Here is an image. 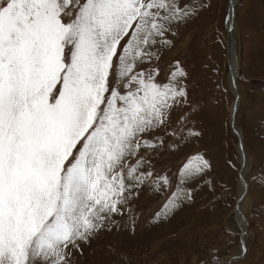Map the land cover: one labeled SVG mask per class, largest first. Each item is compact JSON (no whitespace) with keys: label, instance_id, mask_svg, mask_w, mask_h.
I'll return each instance as SVG.
<instances>
[{"label":"snow or ice","instance_id":"obj_1","mask_svg":"<svg viewBox=\"0 0 264 264\" xmlns=\"http://www.w3.org/2000/svg\"><path fill=\"white\" fill-rule=\"evenodd\" d=\"M213 2L0 0V264H87L101 249L99 264H138L132 243L140 226L167 222L195 202L197 189H208L213 209L218 193L234 212L242 206L251 190L243 145L224 161L236 173L229 184L215 180L206 150L175 170L157 168L165 142L144 138L169 124L176 107L198 110L184 62L161 61L190 43L184 29ZM235 16L233 9L220 22L229 34ZM212 31L223 44L220 24ZM190 121L181 116L170 134L187 127L198 140ZM183 141L185 134L170 151ZM145 192L150 203L140 207ZM238 219L247 226L249 217ZM247 253L241 230L238 240L199 243L176 264H241Z\"/></svg>","mask_w":264,"mask_h":264},{"label":"rangeland","instance_id":"obj_2","mask_svg":"<svg viewBox=\"0 0 264 264\" xmlns=\"http://www.w3.org/2000/svg\"><path fill=\"white\" fill-rule=\"evenodd\" d=\"M228 3L229 0H214L210 13L184 29L191 34L190 43L180 44L162 54V66L176 58L184 62L190 77L189 99L198 110L193 114L187 105L176 107L171 111L169 124L144 138H159L165 142L166 147L159 149V155L154 158L157 168L175 170L186 156L197 150H206L214 165L215 180L235 184L236 173L224 166L229 154L237 152V137L228 113L230 104L236 100L228 85L232 78L228 68L230 41L220 23L228 13ZM233 9L236 12V32L233 33L234 71L237 75L235 88L240 96L235 116L238 127L244 133L245 150L252 163L247 180L251 190L246 194L242 213L244 217H249L248 253L241 264H264V187L259 184L264 171V0H234ZM216 24H220L223 44L213 42L212 29ZM216 68L219 72L214 71ZM184 115H191L188 127L202 133L198 140L186 136L187 127L175 137L170 134L180 129V117ZM181 134H185V141L176 151H170L171 144L180 141ZM209 197L206 187L199 188L195 202L178 209L167 222L158 227L141 225L132 243L138 264H176L178 254L191 252L199 243L213 239L218 242L238 240L241 229L233 219L235 205L231 200L225 203L218 193L213 209L208 204ZM149 203L148 194L142 193L139 206L145 207ZM225 229H231L232 235H225ZM157 242L159 248L154 249L153 245ZM232 251L235 252L236 248L233 247ZM103 259L102 249L96 256H86L87 264H99Z\"/></svg>","mask_w":264,"mask_h":264},{"label":"bare ground","instance_id":"obj_3","mask_svg":"<svg viewBox=\"0 0 264 264\" xmlns=\"http://www.w3.org/2000/svg\"><path fill=\"white\" fill-rule=\"evenodd\" d=\"M233 6H234V0H232V9H233ZM229 7H230V5L228 3V9H227L228 14H230L229 13V9H230ZM228 35H229V41H230L229 42V67L228 68H229V71H230L231 77H232L231 80L229 81V84L228 85H229V90L232 93H234V95L236 96V100H234V101L236 102V108H237V106L239 105V102H240V96H239L238 90L235 88V81H236V77H237V75H236V73L234 71L235 43H234V39H233V33L232 34H229L228 33ZM234 101L230 104V106L228 108V113H229V116H230V121L232 120L231 113H232V106H233ZM236 108H235V111H236ZM235 111H234V115H233V120H234V126L233 127H234V129L236 131L234 134L237 137V150H238V148H239L238 147V137H240V139H241V145H243L244 148H245V139H244L245 137H244L243 131L237 125L238 123H237V118L235 116ZM233 127H232V129H233ZM233 132H234V130H233ZM247 157H248L247 167L244 170L243 177L248 180L249 177H250V174H251V168H250V166H252V163L250 162V158H249L248 153H247ZM246 201L247 200H245L243 202L242 206L238 210L235 209V212L233 211L234 212L233 213V219L238 224V226L240 227V229L243 230V231H245L246 237H247V235L249 233V227H248V225L247 226H243V229H242V221L238 219V217L243 213V209L245 207Z\"/></svg>","mask_w":264,"mask_h":264},{"label":"water","instance_id":"obj_4","mask_svg":"<svg viewBox=\"0 0 264 264\" xmlns=\"http://www.w3.org/2000/svg\"><path fill=\"white\" fill-rule=\"evenodd\" d=\"M229 5H230V9H229V13L231 14L232 13V0L229 1ZM235 108H236V102L234 101L233 103V106H232V113H231V125L232 127L234 126V120H233V115H234V111H235ZM233 130H234V133L236 132L234 127H233ZM241 145V139L240 137H238V147ZM243 155V153H241ZM239 208H236V210H238ZM245 232V231H244Z\"/></svg>","mask_w":264,"mask_h":264}]
</instances>
